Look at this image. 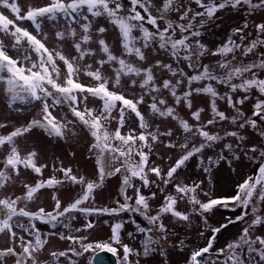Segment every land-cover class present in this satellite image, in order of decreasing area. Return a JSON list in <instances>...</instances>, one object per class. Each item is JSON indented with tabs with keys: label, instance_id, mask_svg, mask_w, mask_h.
Segmentation results:
<instances>
[{
	"label": "snow or ice",
	"instance_id": "1",
	"mask_svg": "<svg viewBox=\"0 0 264 264\" xmlns=\"http://www.w3.org/2000/svg\"><path fill=\"white\" fill-rule=\"evenodd\" d=\"M225 10L243 11V23L210 49L201 30ZM249 129L264 141V0H0V264H109L106 253L111 264H142L157 252L169 264L170 247L183 264H264V143H252ZM81 132L92 174L55 156L41 162L42 140L79 145ZM193 159L199 179L179 178ZM245 161L250 173L240 171ZM224 165L238 179L216 191ZM113 177L122 199L101 204ZM218 208L234 216L213 226ZM103 216L107 233L92 239ZM181 225L205 243L177 236L170 245Z\"/></svg>",
	"mask_w": 264,
	"mask_h": 264
},
{
	"label": "rangeland",
	"instance_id": "2",
	"mask_svg": "<svg viewBox=\"0 0 264 264\" xmlns=\"http://www.w3.org/2000/svg\"><path fill=\"white\" fill-rule=\"evenodd\" d=\"M192 7L196 9L197 6L193 4ZM217 15L219 19L215 20L212 23L207 24L201 30L202 36L200 37V39L210 49H214L215 47L219 46L223 41H225L227 39V36L231 34V28L242 24L243 19H244L243 11H240L239 13H237L231 10H225V11L219 12ZM173 19H175L174 16H173ZM256 19L258 20L259 18L257 17ZM114 35H115L114 33L112 35H109L108 41L110 43L112 42ZM154 55L163 59L165 62L173 63L175 66V61L165 51L160 50L154 53ZM203 62L204 63H209V62L214 63L215 61L211 57H206L203 60ZM180 67H183L185 71H187L189 74L192 73V69L187 68L186 64H181ZM165 78H168V77L166 76ZM220 90L223 91V88H221ZM165 97L168 99L170 104L175 106L174 100L166 92H165ZM196 104L198 107H204L205 106L204 98L203 97L199 98L196 101ZM175 107L177 108V111L180 112L182 116H184L185 118L188 117V113L186 109H184L182 106H175ZM220 107H221V110L226 111V114L230 111L227 108V106L224 104V102H220ZM243 107L245 110H247L250 108V105L246 103ZM206 114H202V115H206ZM247 114L250 115L251 113L248 112ZM225 127H227V125H225ZM86 135L87 134L84 132L80 133L81 143L79 145L76 144L74 141H70L67 143L66 142L49 143L46 140H42L41 145H40L41 162H48L50 164L52 158L55 156V157H59L66 166L72 165L74 168H77L81 171L86 170L88 174H92L95 168L94 159H91V160L87 159V153L83 147V140L86 138ZM249 137L252 143H264V141H261V139L254 132H252L251 129H249ZM72 151H75L76 153L75 157L70 155ZM153 159H155V157H153ZM156 162L160 163L159 160H156ZM197 163L198 162L195 159L190 160L188 162L187 167L179 172V178L184 179L185 181L199 179L200 170L197 167ZM244 163L247 164L248 167L241 166L240 168L241 172L250 173L251 171L254 170L253 166L248 164V161H245ZM162 166L165 168L168 166L166 161ZM49 173H50V168L44 171V176L47 177ZM236 179H238L236 172L231 171L229 166L227 165H224L218 170H214V181L217 182L215 185L216 191L223 190V187L231 185ZM106 188L107 190L104 191L102 195H99L97 197L99 203L101 204L111 203L115 199H122V197L119 195V179L118 178L113 177L110 180L106 181ZM155 190H156L155 187H153L152 189H144L143 191L145 194H149L150 191H155ZM68 195L69 193L67 192L60 193V196L62 198H66ZM129 195H131V190H129ZM48 196H49L48 192L43 193V198L41 200V203L43 206L50 207L49 202H48ZM161 202H162V196L158 192L157 198L155 200L150 201L152 210L154 211ZM183 207L184 205L181 204L180 208L183 209ZM132 215L133 214L131 213L128 214V216H132ZM227 216H234V214L228 210L218 208L215 210V215H210V223L213 226H218L217 221H223L224 217H227ZM125 218L127 219V216ZM135 218L138 220V222L141 223L142 226H148L147 221L144 220L142 216H139V214H135ZM104 220H111V218L108 216H103L99 218L100 222H99L98 227L94 230V233L91 237L92 239H99L106 235L107 228L103 223ZM39 227L44 232L51 230L50 225L39 224ZM240 228H241V225L239 223L235 226H230L228 231L224 232L223 235H221L219 239L216 241V247H221L223 246V244L231 240L234 237V235H236L239 232ZM127 229L130 231L134 230V226L128 225ZM174 231L176 235L170 234V240H169L170 245L171 244L179 245V240L177 239V236L179 237V239L185 240L188 247H191L193 244L202 246L205 243L203 239H197L198 232L192 230L191 228L185 229L184 226L181 225V226H177ZM153 234L156 236V238H153L154 240H159L162 236L159 229L155 227H153ZM205 235L206 236L210 235V233L206 232ZM137 236H138V239L136 241H133V243L135 244H138L139 239L143 238L142 234H137ZM53 244L55 245V247L59 249H63L67 246L65 242H60V241H55V240L53 241ZM165 250L169 252V256H168L169 264H183L184 255L181 254L178 247L177 248L170 247ZM162 260L163 258L157 252L156 254H154V256L147 258V260H142V264H161Z\"/></svg>",
	"mask_w": 264,
	"mask_h": 264
},
{
	"label": "water",
	"instance_id": "3",
	"mask_svg": "<svg viewBox=\"0 0 264 264\" xmlns=\"http://www.w3.org/2000/svg\"><path fill=\"white\" fill-rule=\"evenodd\" d=\"M148 235L152 236L153 238H156V236L153 234V232L148 233ZM106 259L109 261V264H111V262L115 261V257H112L111 254H105Z\"/></svg>",
	"mask_w": 264,
	"mask_h": 264
}]
</instances>
